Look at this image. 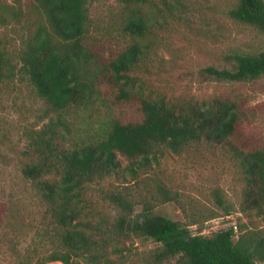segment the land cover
<instances>
[{
	"label": "rangeland",
	"instance_id": "1",
	"mask_svg": "<svg viewBox=\"0 0 264 264\" xmlns=\"http://www.w3.org/2000/svg\"><path fill=\"white\" fill-rule=\"evenodd\" d=\"M168 1L171 10L161 3L145 6V12L152 15L151 25L149 34L139 39L146 48L130 73L133 89L143 97L175 104L197 102L205 107L215 100L233 102L238 111L237 131L216 141L202 136L180 152L159 145L156 160L152 158L135 174L128 169L129 160L118 154L120 165L116 170L89 184L80 197L79 218L91 224L87 231H93L95 238L99 237L93 226L103 230V221H113L120 210L106 198L107 193L117 191L131 199L136 212L148 201L154 213L188 225L193 233L209 234L237 225L236 238L240 225L264 229L263 209L241 208L244 183L235 154V149L264 148V74L233 81L207 71L209 67L233 69L236 54L262 51L264 34L229 15L237 0ZM31 3L32 0H0V45L14 65V74L0 80V264H18L28 249L37 247L42 253L53 246L49 207L40 196L36 180L23 171L38 160L32 144L35 130L55 116L18 70L22 43L39 19ZM108 3L112 2L88 3L91 45L104 57L115 53L124 42L118 33L120 21L115 22L119 18L117 9L111 12ZM107 101L95 99L79 105L69 115L74 134L89 140L100 135L111 118L130 120L140 116L134 101L114 108ZM49 170L41 179H59L55 167ZM157 183L176 195L177 200L151 201V189ZM159 246V242L145 237L115 240L107 246V260L102 258L101 264H180L175 258L153 262V253Z\"/></svg>",
	"mask_w": 264,
	"mask_h": 264
},
{
	"label": "trees",
	"instance_id": "2",
	"mask_svg": "<svg viewBox=\"0 0 264 264\" xmlns=\"http://www.w3.org/2000/svg\"><path fill=\"white\" fill-rule=\"evenodd\" d=\"M90 1L94 0L31 3L39 19L22 43L18 70L55 116L35 130L32 144L38 160L23 171L36 180L40 196L49 207L54 234L51 249L42 253L37 247L28 249L18 264H101L104 258L107 260L106 248L111 242L131 237L160 243L153 253L155 263L175 258L180 264H264V229L240 225L236 238L232 227L209 234L193 233L188 225L154 213L148 201L136 212L131 199L121 191L106 195L120 210L113 221H103V230L93 226L99 238L87 231L91 224L79 218L80 197L89 184L116 170L120 165L118 154L129 160L128 169L135 174L152 158L156 160L159 145L180 152L202 136L213 141L225 139L237 131L238 125L233 102L215 100L205 107L197 102L175 104L143 97L133 89L130 73L146 48L139 39L149 34L151 25L152 15L145 12V6L161 3L171 10L168 0H108L112 2L108 3L111 12L117 9L119 18L115 22L120 21L118 33L124 42L107 57L91 45ZM229 15L264 34V0H237ZM1 17L0 13V21ZM207 71L233 81L255 79L264 74V49L256 54H236L233 69L209 67ZM11 74L14 65L0 45V80ZM95 99L100 103L108 100L112 108L134 101L140 116L130 120L111 118L100 135L84 139L72 131L69 115ZM235 154L244 183L242 210H264V148L235 149ZM51 166L59 171V179H41ZM151 192L153 202L177 200L159 183ZM215 196L221 204L217 191Z\"/></svg>",
	"mask_w": 264,
	"mask_h": 264
},
{
	"label": "built area",
	"instance_id": "3",
	"mask_svg": "<svg viewBox=\"0 0 264 264\" xmlns=\"http://www.w3.org/2000/svg\"><path fill=\"white\" fill-rule=\"evenodd\" d=\"M234 229H235V231H237V227H236V225L234 226Z\"/></svg>",
	"mask_w": 264,
	"mask_h": 264
}]
</instances>
